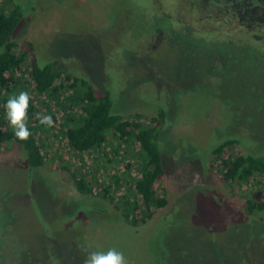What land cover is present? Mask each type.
I'll list each match as a JSON object with an SVG mask.
<instances>
[{
  "label": "rangeland",
  "instance_id": "rangeland-1",
  "mask_svg": "<svg viewBox=\"0 0 264 264\" xmlns=\"http://www.w3.org/2000/svg\"><path fill=\"white\" fill-rule=\"evenodd\" d=\"M159 1L8 0L21 3L23 14L12 37L19 46L30 42L41 65L56 60V70L108 91L116 114L149 122L165 111L159 141L165 173L155 195L167 203L133 227L96 190L92 196L76 190L62 161L97 185L114 188L120 177L114 203L125 194L126 149L115 153L112 137L81 160L61 136H41L43 153L55 158L31 171L19 145L1 144L0 264H83L88 253L109 248L128 264H264V215L246 210L247 200L264 201V176L225 184L220 173L232 156L264 155V78L253 74L256 57L236 56L214 37H190L172 25L194 18L170 0H161L159 10ZM167 9L170 19L160 15ZM157 26L165 36L152 34ZM31 94L37 114H48V100ZM52 109L58 134L63 115ZM226 138L241 142L212 156Z\"/></svg>",
  "mask_w": 264,
  "mask_h": 264
},
{
  "label": "trees",
  "instance_id": "trees-1",
  "mask_svg": "<svg viewBox=\"0 0 264 264\" xmlns=\"http://www.w3.org/2000/svg\"><path fill=\"white\" fill-rule=\"evenodd\" d=\"M170 1L173 2V9L180 4L185 12L194 18L192 21L183 22L175 20L172 26L187 31L192 38L214 37L225 45H230L236 56L242 54L253 57L250 60L256 57L254 64L257 72L253 74L257 78H264V0ZM20 4L0 0V145H19L25 154L28 170L31 171L48 163L51 165L55 158H49L47 152L43 153L41 136H61L69 151L81 160L85 153L109 145L108 139L112 137L117 143L112 147L115 153L121 147L126 149L127 155L122 157L127 161L123 174L130 178L125 179L127 190L117 202L114 203L111 190L119 189L120 177L115 176L113 188L88 181V177L79 169L71 171L68 163L62 160L60 168L69 172L76 190L81 195L92 196L93 190H96V197L108 200L129 225L137 227L146 223L154 216L155 210L165 207L167 203L164 197L155 195V185L165 173L159 149L165 126V111L158 110V116L149 122H144L140 114H116L112 110L113 102L108 91L98 92L85 78L56 70V60L41 65L36 55L31 54L34 50L30 42H23L19 46L14 36L12 37L23 17ZM154 4L157 8L160 7L161 0ZM6 5H9L8 10H5ZM159 10H163V7ZM167 12L160 15L164 18L167 15L170 19L173 14L168 9ZM234 26H237V31ZM165 33L162 26L155 27L152 32L158 37L165 36ZM167 35L168 39L173 41L175 29L172 27V31ZM20 91H27L31 96L27 125L32 135L26 141L15 138L5 118V109H2L8 97ZM31 93L39 97L44 96L48 100V115L52 116L54 124L57 116L52 108L63 115L58 134L53 133L54 127L47 128L39 123L38 110ZM239 142L240 139L226 138L214 146L210 153L220 157L225 148ZM60 157L58 158L61 159ZM220 170L221 179L225 184L264 176V155L232 156L222 162ZM131 171L137 173V179L131 176ZM133 197L136 200L130 202L129 198ZM246 210L250 214L258 212L264 215V201L254 204L247 200Z\"/></svg>",
  "mask_w": 264,
  "mask_h": 264
},
{
  "label": "clouds",
  "instance_id": "clouds-1",
  "mask_svg": "<svg viewBox=\"0 0 264 264\" xmlns=\"http://www.w3.org/2000/svg\"><path fill=\"white\" fill-rule=\"evenodd\" d=\"M31 96L27 91L11 94L4 107L5 118L16 139L26 141L32 133L28 129V107ZM39 123L47 128L54 127L51 115L37 114ZM83 264H128V260L121 251L109 248L107 251H92L84 258Z\"/></svg>",
  "mask_w": 264,
  "mask_h": 264
}]
</instances>
